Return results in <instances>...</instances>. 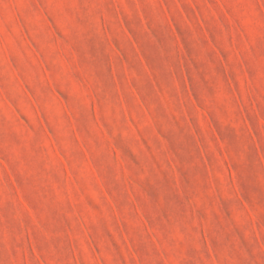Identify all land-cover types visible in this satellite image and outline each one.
<instances>
[{
  "label": "rangeland",
  "instance_id": "obj_1",
  "mask_svg": "<svg viewBox=\"0 0 264 264\" xmlns=\"http://www.w3.org/2000/svg\"><path fill=\"white\" fill-rule=\"evenodd\" d=\"M0 264H264V0H0Z\"/></svg>",
  "mask_w": 264,
  "mask_h": 264
}]
</instances>
